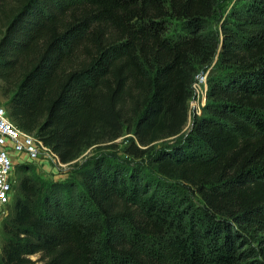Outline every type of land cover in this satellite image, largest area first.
<instances>
[{"label":"trees","instance_id":"1","mask_svg":"<svg viewBox=\"0 0 264 264\" xmlns=\"http://www.w3.org/2000/svg\"><path fill=\"white\" fill-rule=\"evenodd\" d=\"M220 1L0 0L11 120L65 163L102 149L77 181L20 163L0 264H261L245 234L264 245V0L222 24L207 102L181 135Z\"/></svg>","mask_w":264,"mask_h":264},{"label":"rangeland","instance_id":"2","mask_svg":"<svg viewBox=\"0 0 264 264\" xmlns=\"http://www.w3.org/2000/svg\"><path fill=\"white\" fill-rule=\"evenodd\" d=\"M247 4V1L245 0H221L218 7V14L214 19H209L206 21L204 30L207 34L214 36L216 40L219 42V46L217 49L216 57L214 58L210 68H208L206 71L208 76L209 72L212 71V69L215 67L216 62L218 60V56L221 51L222 46V26L224 23L228 22V20L234 21L235 19L232 18V12L236 10H239L241 7ZM223 24V25H222ZM232 24V23H231ZM177 33L180 32V28L176 30ZM221 40V42H220ZM208 83V78H207ZM190 101V100H189ZM207 102V101H206ZM0 104H7V100L2 98L0 96ZM190 110V108H189ZM193 111H188V120L186 125L184 126L181 135H187L191 129L192 121H193ZM133 136L132 133H124L121 137H119L115 142L117 143V148H115L114 153L118 157H124V154L122 152V149L127 144V142L130 140V138ZM180 140L177 136L176 137H170L166 139L159 140L155 142V146L157 148H163L171 146L177 141ZM104 145V144H101ZM102 149L99 146H94L89 149H87L80 157L75 159L72 162H53L50 158H44L40 161L34 162L26 160L25 162H21L23 160V157H19V161L16 160V166L15 170L18 166L21 164H30L32 167L30 168L31 172H35L37 175H39L41 178L47 180V181H58V182H65L69 180H76L78 179V174L81 172V169L89 164V162L97 155L101 154ZM27 159V157H25ZM21 162V164H20ZM187 198L190 201L191 205L198 210H201L204 206V201L201 199V197L191 191H187ZM8 208V205L6 206ZM2 208H0L1 211ZM6 216V215H5ZM0 212V236H1V221L5 217ZM262 235V234H259ZM259 235H256L255 233L252 236H249V234H245L246 241L248 242L247 247H251L256 254V258L261 262V264H264V245L263 242L259 241ZM38 255H33L32 258L36 259Z\"/></svg>","mask_w":264,"mask_h":264},{"label":"built area","instance_id":"3","mask_svg":"<svg viewBox=\"0 0 264 264\" xmlns=\"http://www.w3.org/2000/svg\"><path fill=\"white\" fill-rule=\"evenodd\" d=\"M207 78V72H201L195 76L192 84L189 111H193L194 115L200 114L206 104ZM17 154L25 155L29 161L37 162L46 157L62 164L57 152L34 133L19 128L9 117L6 106L0 104V208L3 207L0 212L3 216L8 212L6 206L11 202L14 193Z\"/></svg>","mask_w":264,"mask_h":264},{"label":"crops","instance_id":"4","mask_svg":"<svg viewBox=\"0 0 264 264\" xmlns=\"http://www.w3.org/2000/svg\"><path fill=\"white\" fill-rule=\"evenodd\" d=\"M24 156V158H23V160H21V161H26V156L25 155H21V154H17L16 155V157H15V159L17 160V162L19 161V157H23Z\"/></svg>","mask_w":264,"mask_h":264},{"label":"bare ground","instance_id":"5","mask_svg":"<svg viewBox=\"0 0 264 264\" xmlns=\"http://www.w3.org/2000/svg\"><path fill=\"white\" fill-rule=\"evenodd\" d=\"M16 161V160H15Z\"/></svg>","mask_w":264,"mask_h":264},{"label":"water","instance_id":"6","mask_svg":"<svg viewBox=\"0 0 264 264\" xmlns=\"http://www.w3.org/2000/svg\"><path fill=\"white\" fill-rule=\"evenodd\" d=\"M25 162V161H24Z\"/></svg>","mask_w":264,"mask_h":264}]
</instances>
